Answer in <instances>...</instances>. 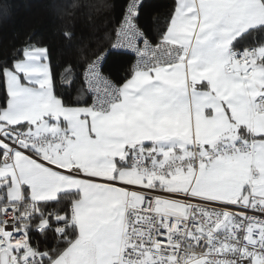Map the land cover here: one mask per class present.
<instances>
[{
  "label": "snow or ice",
  "instance_id": "6c2138e0",
  "mask_svg": "<svg viewBox=\"0 0 264 264\" xmlns=\"http://www.w3.org/2000/svg\"><path fill=\"white\" fill-rule=\"evenodd\" d=\"M109 7L0 50V264H264V0Z\"/></svg>",
  "mask_w": 264,
  "mask_h": 264
},
{
  "label": "trees",
  "instance_id": "16d2710c",
  "mask_svg": "<svg viewBox=\"0 0 264 264\" xmlns=\"http://www.w3.org/2000/svg\"><path fill=\"white\" fill-rule=\"evenodd\" d=\"M112 0H0V50L13 42H22L29 35L51 45L54 61L71 58L79 43H88L103 34L112 16ZM146 18L163 13L169 0H148ZM65 29L76 33L71 49L64 47L59 33ZM83 38V39H81Z\"/></svg>",
  "mask_w": 264,
  "mask_h": 264
}]
</instances>
